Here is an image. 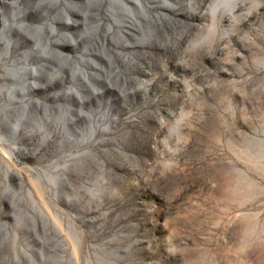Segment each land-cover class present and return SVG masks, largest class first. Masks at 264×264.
Returning a JSON list of instances; mask_svg holds the SVG:
<instances>
[{
	"label": "rangeland",
	"instance_id": "374dc122",
	"mask_svg": "<svg viewBox=\"0 0 264 264\" xmlns=\"http://www.w3.org/2000/svg\"><path fill=\"white\" fill-rule=\"evenodd\" d=\"M55 1L0 2V264H264V0Z\"/></svg>",
	"mask_w": 264,
	"mask_h": 264
},
{
	"label": "water",
	"instance_id": "95a60500",
	"mask_svg": "<svg viewBox=\"0 0 264 264\" xmlns=\"http://www.w3.org/2000/svg\"><path fill=\"white\" fill-rule=\"evenodd\" d=\"M224 0H217V3L216 4H219L220 2H223ZM85 2V6L86 7H91V6H96L97 8H98V16L100 15V14H102L103 13V15H104V17H107V15H110V13H109V11H111V9H112V7H113V5L114 6H116L115 7V11H114V13L113 14H115L114 16L116 17V16H120L121 14H124L125 16L124 17H126L127 18V12L125 11V10H123L122 9V7H125V5L123 6V5H119L115 0H103V1H99V0H86V1H84ZM77 6H81L80 4L78 5V4H75V5H72V7H69V10H73V11H76V12H78L77 11ZM127 7V6H126ZM130 9V8H129ZM65 10H63V12L61 11H59L58 13H55L54 14V17H58V18H62V17H64V15H65ZM136 15H137V12L134 10L133 11ZM79 13V12H78ZM88 13V12H87ZM80 14V13H79ZM44 15H46V14H44ZM81 15V14H80ZM82 16V15H81ZM84 19H85V21H84V24L83 25H81V27L79 28V30H77L76 32L78 33V35H77V37L75 38V43H76V45H75V47L73 48V49H70V51H76L77 50V48H78V44H79V42L80 41H83V39H90V42H88V46H86L85 47V50H86V52L85 53H87V54H89V55H91V56H94V57H97L98 59H101V56L99 55V54H97V53H94V49H93V46L95 47L96 46V44L97 43H99V45H101V35H102V33L104 32V30H106V28H107V25H106V27H104L103 28V22H101L102 24H101V27L99 28L100 30L99 31H97L96 32V29H97V26L99 25V21H101V19H100V17L99 18H97V23L96 24H92V23H88V21H87V17H86V15H83L82 16ZM114 17V18H115ZM107 19V18H106ZM128 19V18H127ZM115 20H116V18H115ZM128 21V20H127ZM126 22V19L122 22H119V21H116V24L118 25V26H122L123 25V23H125ZM129 22V21H128ZM140 31V30H139ZM116 32V31H115ZM140 32H143V26H142V31H140ZM148 32V31H147ZM29 34L32 36V37H34V36H37L38 34H36V33H33V32H29ZM114 35H117V33H114L111 37H113ZM117 36H119V35H117ZM49 37L51 38L52 36L50 35V33H49ZM119 37H121V36H119ZM35 39V38H34ZM57 39H59V37L57 38ZM90 43V44H89ZM91 45V46H90ZM102 46V45H101ZM66 50H69V49H66ZM44 52H45V48H44ZM43 52V53H44ZM47 54H49V55H51V56H53V58H56V59H58V60H63V58H65V56H63V57H61V56H57L54 52H52V51H50V50H47L42 56H43V59L45 58H47ZM38 57H40V55L38 56ZM119 69V68H118ZM36 71H37V69H35ZM38 73V72H37ZM80 74H82V72L80 73ZM79 77H81V79H82V76L80 75ZM88 77V76H87ZM112 78L113 77H116L115 75H113V76H111ZM77 79V76L76 75H73L72 77H71V80L73 81V82H75L76 83V81H78V80H76ZM87 79V78H86ZM116 79H117V77H116ZM83 80V79H82ZM56 80L55 79H50V80H48L45 84H47V83H53L54 85L56 84V82H55ZM104 82H105V79L103 80ZM117 81H119V79H117ZM106 83V82H105ZM106 84H108V83H106ZM110 85V84H109ZM73 92H75V90H73ZM94 92V91H93ZM94 94V93H93ZM67 95H70V93L68 92L67 93ZM78 102L79 103H81V100L79 99L78 100ZM38 104L36 103V106H34V109H36V110H38V111H40V109L43 107L42 105L39 107V106H37ZM18 118H19V114L18 115H16L15 117H13V119H12V121H14L15 123L16 122H18L17 120H18ZM48 122H50L49 120H47ZM75 121H76V119L74 120V119H71L70 120V123H75ZM91 121V124H93V120L91 119L90 120ZM31 123V122H30ZM33 123H35L36 124V121H33L32 122V124ZM10 130V129H9ZM94 131V127H93V125H91V129H90V132L92 133ZM10 135H13L14 136V133H12V130L10 131Z\"/></svg>",
	"mask_w": 264,
	"mask_h": 264
},
{
	"label": "bare ground",
	"instance_id": "6f19581e",
	"mask_svg": "<svg viewBox=\"0 0 264 264\" xmlns=\"http://www.w3.org/2000/svg\"><path fill=\"white\" fill-rule=\"evenodd\" d=\"M1 2V5L3 6H9L11 9H12V19L15 20L16 18V12L17 11H21L22 13H26L25 10L21 9V2L20 0H12L11 3H6L5 1H0ZM138 3V2H137ZM139 4V3H138ZM137 4V5H138ZM58 6L60 5V2L59 0H56L55 3H53V6ZM65 4H62V6H64ZM24 11V12H23ZM0 17H1V14H0ZM0 23H1V18H0ZM12 26H8V28H11ZM51 33L55 34L56 33V30L54 28L51 29ZM34 72V71H32ZM26 114H27V109L22 107V113L21 115H19V118H18V122H16L15 124V127L12 128V133H14V135H17L19 133L20 130H22L21 128V124L22 122L25 120V117H26Z\"/></svg>",
	"mask_w": 264,
	"mask_h": 264
}]
</instances>
